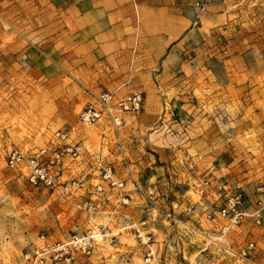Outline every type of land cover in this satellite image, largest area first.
I'll list each match as a JSON object with an SVG mask.
<instances>
[{
    "label": "rangeland",
    "instance_id": "rangeland-1",
    "mask_svg": "<svg viewBox=\"0 0 264 264\" xmlns=\"http://www.w3.org/2000/svg\"><path fill=\"white\" fill-rule=\"evenodd\" d=\"M212 3L199 21L212 6L222 20L199 22L200 33L176 43L166 67L150 73L154 59L132 57L122 40L116 56L100 54L98 27L79 39L82 27L72 26L67 0L1 1L0 264H25V250L42 235L58 241L81 232L82 196L35 192L5 164L12 147L35 151L63 128L88 149L73 164L76 175L93 169L100 156L123 183L121 190L94 195L96 169L90 173L86 194L97 199V223L109 238L79 256V264H264V222L247 220L224 235V221L206 219V211L236 191L253 212L256 188L264 187V0ZM24 53L34 59L30 68L20 66ZM127 81L118 92L141 95L138 115L117 131L79 123L97 95ZM146 83L154 87L142 89ZM140 155L155 171L141 182L135 170L127 186L126 168ZM145 189L154 196L144 197ZM248 240L256 253L246 260L234 256L235 246Z\"/></svg>",
    "mask_w": 264,
    "mask_h": 264
},
{
    "label": "built area",
    "instance_id": "built-area-1",
    "mask_svg": "<svg viewBox=\"0 0 264 264\" xmlns=\"http://www.w3.org/2000/svg\"><path fill=\"white\" fill-rule=\"evenodd\" d=\"M2 0H0L1 3ZM212 4V0H200L194 3L197 17L204 13ZM119 90L106 91L97 95L93 104L86 106L79 114V123L84 126L104 125L117 131L124 125L126 116L138 115L142 108L143 99L140 94H119ZM84 147L72 139L71 131L57 129L47 140L46 144L35 151L27 152L12 147L6 154L5 164L9 170L18 172L25 179L27 186L39 193L50 197L82 196V211L84 224L81 232L72 233L58 241H48L40 236L38 243L29 246L24 254L25 264H79V256H89L99 240L108 239L105 227L97 223L99 203L97 199L86 194L89 190V175L96 169L98 182L93 186L94 195H102L106 189L123 188V183L116 179L112 167L100 156L95 157L94 168L79 178H68L67 171L83 154ZM85 150V149H84ZM207 182L204 186H207ZM255 210L248 212L241 191L228 195L224 204L206 211V219L224 221L221 228L225 235L234 227L251 220L256 226L264 222V187L256 188ZM144 197L154 196L152 189H145ZM139 232V231H138ZM138 237L145 244L150 243L149 235ZM257 247L253 241L239 243L233 250V255L246 260L256 253ZM152 253L146 254V262H150Z\"/></svg>",
    "mask_w": 264,
    "mask_h": 264
},
{
    "label": "crops",
    "instance_id": "crops-1",
    "mask_svg": "<svg viewBox=\"0 0 264 264\" xmlns=\"http://www.w3.org/2000/svg\"><path fill=\"white\" fill-rule=\"evenodd\" d=\"M67 1L69 9L73 12L71 13L72 16H69L70 18L72 17V26L77 25L82 27L79 39L83 41L87 40L91 36V27H98L100 32L97 35V40L103 43L100 47V54L106 53V57L116 56V52L122 49V46L119 44L120 40H122L124 48L131 52L132 57L154 59L148 65L150 69L146 71L150 73H153L155 68L166 67V56H172V51L178 50L176 43L190 38L197 32L200 33L199 30L203 28V25H199V22L202 23L203 20L205 24L215 26L223 18V15L217 12L218 8L212 6L211 12L206 13L199 21L194 3L200 0ZM197 24L198 26L196 27L195 25ZM18 60L20 66L28 68L34 62V59L28 53L21 54ZM138 67V63L132 65L130 71L135 72ZM128 83L127 81L118 85L109 92L122 90ZM158 86L157 88H163L160 85ZM153 87V83H146L142 89ZM129 117L126 116L124 118V124ZM105 132L102 130L101 134H105ZM75 142L80 143L84 147L85 150L83 149L82 156H85L88 152L85 143L81 140ZM114 163L119 165L118 171L124 170L121 162H117L114 159ZM73 167L74 165L72 164L67 171L68 178H79L89 172V168H86L83 172H79L76 175ZM137 169L140 171L138 181L147 182V179L154 170L151 166V159L140 155L138 162L127 166L126 170H128L129 179V182L126 183L127 186L132 185L131 180L134 179V172ZM138 181L135 183L137 184Z\"/></svg>",
    "mask_w": 264,
    "mask_h": 264
}]
</instances>
